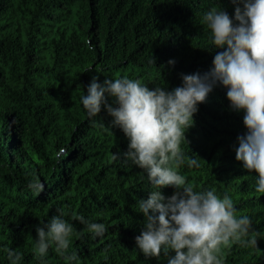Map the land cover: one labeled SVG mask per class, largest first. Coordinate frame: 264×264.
Returning a JSON list of instances; mask_svg holds the SVG:
<instances>
[{
    "label": "trees",
    "instance_id": "obj_1",
    "mask_svg": "<svg viewBox=\"0 0 264 264\" xmlns=\"http://www.w3.org/2000/svg\"><path fill=\"white\" fill-rule=\"evenodd\" d=\"M219 3L234 14L232 0H0V264H10L5 246L23 253L22 264H68L54 246L46 261L33 251L36 226L61 212L74 225L80 264H167L136 248L137 202L152 190L146 173L122 161L128 140L106 111L89 118L80 97L94 75L172 88L181 73L209 70L220 49L200 18ZM226 92L217 85L200 103L181 145L199 167L179 171L197 189L228 192L258 231L257 247L224 246L225 264H264V194L258 173L236 159L247 129ZM36 177L39 193L27 188ZM77 214L108 231L93 238Z\"/></svg>",
    "mask_w": 264,
    "mask_h": 264
},
{
    "label": "clouds",
    "instance_id": "obj_2",
    "mask_svg": "<svg viewBox=\"0 0 264 264\" xmlns=\"http://www.w3.org/2000/svg\"><path fill=\"white\" fill-rule=\"evenodd\" d=\"M232 3V15L219 3L200 18L209 30L212 49H220L209 70L181 73L182 83L172 88L150 87L127 75L101 82L94 75L80 97L89 118L95 119L103 109L112 118L111 128L123 131L128 148L122 161L143 169L152 185L147 198L137 202L144 222L135 237L136 248L149 259L163 254L167 264H225L224 246L257 247L258 231L249 215H237L228 192L197 189L179 171L185 165L199 167V160L181 145L195 123L200 103L222 85L230 108L243 112L247 129L237 137L236 159L244 169L258 173L255 190L264 194V0ZM151 62L155 63L154 58ZM167 63L174 66L176 61L172 58ZM167 186L175 189L170 196L162 191ZM44 187L38 177L27 183L37 193ZM73 220L85 225L93 238H102L108 231L104 222L83 214ZM36 233L33 251L38 259L46 261L54 246L68 264H80L79 253L71 250L74 225L62 212L46 223L42 220ZM3 251L10 264H22L21 251L6 246Z\"/></svg>",
    "mask_w": 264,
    "mask_h": 264
}]
</instances>
